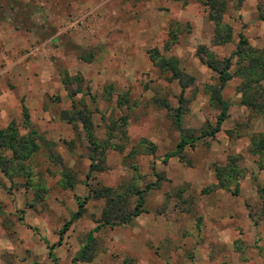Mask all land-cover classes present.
<instances>
[{"label":"rangeland","instance_id":"1","mask_svg":"<svg viewBox=\"0 0 264 264\" xmlns=\"http://www.w3.org/2000/svg\"><path fill=\"white\" fill-rule=\"evenodd\" d=\"M204 1L0 0V129L32 131L37 145L9 177L0 172V264H52L48 246L54 264H72L109 204L93 197L101 188L124 211L143 191L141 212L92 233L76 264H264V149L255 146L264 92L258 109L241 103L246 62L234 57L215 128L219 83L206 64L220 66L238 34L263 49L264 0H225L220 44ZM159 59L172 61L181 83ZM71 102L98 145L115 126L92 160L80 121L62 117ZM177 110L193 142L163 162L180 138ZM79 201L81 215L60 234Z\"/></svg>","mask_w":264,"mask_h":264},{"label":"trees","instance_id":"2","mask_svg":"<svg viewBox=\"0 0 264 264\" xmlns=\"http://www.w3.org/2000/svg\"><path fill=\"white\" fill-rule=\"evenodd\" d=\"M203 5L205 6L208 19L214 25V41L217 44H220L227 38V32L224 34L222 31L229 30L226 27H223L221 23V19L225 10V0H205L203 2ZM156 56L154 55L153 57H150V59L154 61L156 59ZM234 57L243 59L246 62L244 67L240 68L237 73L238 75H240V78L243 79L241 88L243 90L242 93L244 97L243 99H241V103L243 105L256 109L260 108L261 105L260 103H256L255 101L261 96V93L264 92V87L258 85V81L264 78V47L261 51L251 49L247 45V42L242 37V35L238 34V41L235 45L234 51L229 55L228 58L224 60V62L220 66L214 63L206 62L207 66L216 73L219 83V86L211 91V99L219 108L215 128H218L223 119L226 117L228 103L221 98L220 90L224 87L227 80L229 79L227 70L230 68L231 60ZM156 64L161 70H168L171 73L172 79H177V81L180 83L182 82L183 75L176 69L171 60L168 61L166 59H159L158 61H156ZM66 78L67 77L64 76L60 80L63 86H65L66 84ZM71 109V114L63 113L62 117L66 122H70L71 119L80 121V125L85 132L86 140L90 147V159L92 160L97 155H100L102 150L107 147L108 139L110 138L111 132L115 126L112 125L111 127L106 128V139L101 143V145H98L92 140L90 134L91 124L89 118L84 114L82 110L76 109L73 102H71ZM179 112V110L176 111L174 120L175 126L180 133V138L173 151L164 154L163 162H166L167 159L172 157H176L178 159L182 158V151L184 147L193 142L190 137L182 136L183 131L180 128ZM22 116L24 121L26 122L27 113L25 107H22ZM215 132L216 129L210 131L208 134L213 135ZM255 146L258 149H264V140H260V143L258 142ZM36 148L37 145L35 143L34 132L30 131L29 134L20 136L13 123L8 124L4 129H0V172L3 173L4 176L9 177V168H11L13 164L18 167L20 162L27 159L36 150ZM6 151L10 152V158H4V155L2 153ZM92 192L94 198H107L109 204L103 211L98 224L86 234L85 243L73 258L72 264H76L78 260H82L84 258V255H86L92 242V233L96 232L97 230H99V228L106 225L116 226L126 224L141 212V206L143 204V191L134 192V195L136 196V204L131 211H124L121 208V205H119L121 204V199H119L118 196L116 198H113L115 196V193H113L108 188H101L99 190H93ZM112 195L114 196L112 197ZM83 204L84 201H79L77 203V210L71 216V218L63 224V227L60 229V234L67 230L70 223L81 215L83 211ZM47 250V255L49 256L52 264H54L55 259L52 255V246H48Z\"/></svg>","mask_w":264,"mask_h":264}]
</instances>
